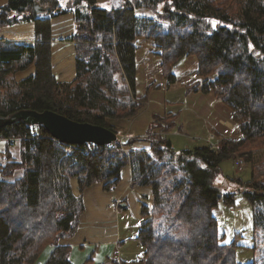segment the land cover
Here are the masks:
<instances>
[{
  "label": "trees",
  "instance_id": "obj_1",
  "mask_svg": "<svg viewBox=\"0 0 264 264\" xmlns=\"http://www.w3.org/2000/svg\"><path fill=\"white\" fill-rule=\"evenodd\" d=\"M35 3L45 11L38 13ZM141 9L149 13L138 14ZM66 12L73 14L75 76L60 81L52 71L51 18ZM24 21L35 23L34 41H0V116L49 109L118 135L112 121L136 116L145 103L135 94L136 39L143 37L153 41L164 63L197 56L203 81L192 89L226 104L239 135L222 137L215 147L172 152L165 133L176 126V116L169 114L155 116L143 137L82 152L86 143L59 142L43 125L20 120L1 127L6 162L0 165V264H74L71 247L60 240L79 227L84 190L97 182L112 190L126 166L131 187L152 190L135 236L140 263L239 264L236 243L222 242L213 215L220 201L231 204L238 191L223 192L214 178L223 160L241 153L253 165V155L264 148V0H128L118 8L97 0H6L0 6V27ZM138 140L149 147H131ZM16 142L18 157L10 150ZM254 169L238 185L252 208L255 257L246 264H264V182L255 179ZM164 227L175 236L156 232ZM46 246L52 247L49 257L37 262Z\"/></svg>",
  "mask_w": 264,
  "mask_h": 264
},
{
  "label": "rangeland",
  "instance_id": "obj_2",
  "mask_svg": "<svg viewBox=\"0 0 264 264\" xmlns=\"http://www.w3.org/2000/svg\"><path fill=\"white\" fill-rule=\"evenodd\" d=\"M139 13L148 14L149 12L141 9ZM136 45L135 94L139 98H144L145 103L136 116L112 121L118 128V137L123 135L126 138L143 137L151 129L155 116L169 114L176 116V126L167 131L165 136L171 141L173 151L176 153L197 145H208L211 133L214 134L212 140L214 144L222 137H238L239 132L232 120L231 109L214 94L192 89V86L203 81V76L198 74L199 61L196 55L183 56L175 61L164 63L151 39L138 37ZM170 74L174 76V81L169 79ZM152 130L156 131L158 128H152ZM5 146L6 141L0 139V165L6 162L3 153ZM125 147L128 148V146ZM10 150L14 157H18L20 144L16 142ZM240 158L244 159L242 154L235 153L233 158L225 159L219 164L220 174L214 178V183L223 192H238L235 193L231 204L220 201L213 215L217 220L222 242L234 241L237 245L235 250L237 262L246 264L255 257L252 248V208L239 192L238 185L244 186L245 182L251 179L252 166L255 167L253 170L255 179L264 182V148L253 155V165L248 164L245 159L244 163L238 165L236 161ZM199 164L203 165L201 162ZM236 177L241 180L233 179ZM124 227L129 231L133 224H126ZM156 232L164 236H175L172 228L168 227ZM123 238L127 242L121 244L120 250L124 251L132 246V243L127 240L128 234Z\"/></svg>",
  "mask_w": 264,
  "mask_h": 264
},
{
  "label": "crops",
  "instance_id": "obj_3",
  "mask_svg": "<svg viewBox=\"0 0 264 264\" xmlns=\"http://www.w3.org/2000/svg\"><path fill=\"white\" fill-rule=\"evenodd\" d=\"M6 0H0V6ZM62 2L66 0H61ZM128 0H97L103 7H122ZM140 11V10H139ZM138 11V13H139ZM74 32L73 14L66 12L51 18V63L52 71L60 81H68L75 76L74 43L69 37ZM31 42L35 40V23L24 21L0 27V41ZM148 141H137L131 147L148 148ZM129 148V146H128ZM131 168L126 166L119 183L112 190H105V182H97L83 192L84 212L80 215L79 227L69 239L60 240L69 245L70 259L74 264H136L142 254V247L135 239L141 216V205L152 203L150 187L130 186ZM70 185L78 194L77 180L70 179ZM132 223L129 231L125 225ZM125 230V232H124ZM128 234L132 246L126 250L121 244L127 242ZM123 248V246H122ZM52 250L46 246L37 258L45 262Z\"/></svg>",
  "mask_w": 264,
  "mask_h": 264
},
{
  "label": "water",
  "instance_id": "obj_4",
  "mask_svg": "<svg viewBox=\"0 0 264 264\" xmlns=\"http://www.w3.org/2000/svg\"><path fill=\"white\" fill-rule=\"evenodd\" d=\"M34 9L38 13L45 11L37 3L34 4ZM20 120L29 125H43L51 137L65 144L91 142L96 145H106L119 139L117 133L109 128L76 121L49 109L42 111L22 109L9 116H0V128Z\"/></svg>",
  "mask_w": 264,
  "mask_h": 264
},
{
  "label": "built area",
  "instance_id": "obj_5",
  "mask_svg": "<svg viewBox=\"0 0 264 264\" xmlns=\"http://www.w3.org/2000/svg\"><path fill=\"white\" fill-rule=\"evenodd\" d=\"M213 138H214V134H210V136H209V138H208V141H209V146L210 147H215V145L216 144H214V142L212 141L213 140ZM126 139V136L125 135H123V136H121V137H119V141L117 140L116 142H113V143H109V144H106V145H108V146H111V147H113V146H115V145H121L122 144V142L124 141ZM14 141H16V140H12V142H14ZM87 145H85V147H83L82 149H83V151L82 152H87L89 149H94V148H96V147H99V146H103V145H96V144H94V143H91V142H89V143H86ZM105 145V146H106ZM123 148H126L125 146H123ZM244 159L243 158H240V159H238L236 162L238 163V165H240V164H242V163H244V161H243Z\"/></svg>",
  "mask_w": 264,
  "mask_h": 264
}]
</instances>
